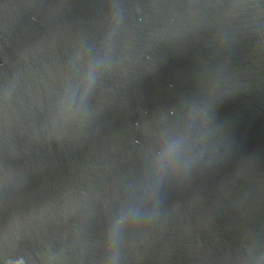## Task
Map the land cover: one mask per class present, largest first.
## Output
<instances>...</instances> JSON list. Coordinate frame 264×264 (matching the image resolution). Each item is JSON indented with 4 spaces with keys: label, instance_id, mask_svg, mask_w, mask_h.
<instances>
[{
    "label": "water",
    "instance_id": "obj_1",
    "mask_svg": "<svg viewBox=\"0 0 264 264\" xmlns=\"http://www.w3.org/2000/svg\"><path fill=\"white\" fill-rule=\"evenodd\" d=\"M0 264H264V0H0Z\"/></svg>",
    "mask_w": 264,
    "mask_h": 264
}]
</instances>
